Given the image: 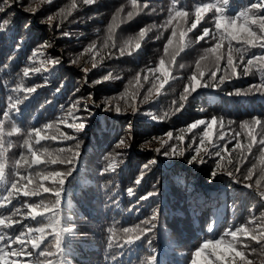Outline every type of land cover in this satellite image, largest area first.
Masks as SVG:
<instances>
[{
	"label": "trees",
	"instance_id": "1",
	"mask_svg": "<svg viewBox=\"0 0 264 264\" xmlns=\"http://www.w3.org/2000/svg\"><path fill=\"white\" fill-rule=\"evenodd\" d=\"M71 2L53 0L47 4L42 0H0V7L4 8L0 12V24L4 25L0 28V122L4 124L6 132L15 122L24 128L25 133L34 127L56 123L62 131L76 137L75 140L43 142L51 149L71 148L76 153L70 165H42L39 169L71 171L61 189L60 217L61 227L72 231L63 234L64 256L56 259H63L66 264H101L99 259L103 257L108 264L115 261H119L118 264L130 261V264H149V257L154 256L155 264H191L192 253L202 241L229 228L248 224L252 217H261L264 200L258 193L264 191V181L257 189L255 181L259 179L258 170L251 181L244 179L247 168L251 167V162H255L253 156L249 157V162L239 165V172H235L238 166L235 159L233 165L228 166V170L235 172V179L221 172L214 181L210 174L218 157L207 156V162L198 172L195 168L183 167L178 161L179 155L169 158L173 154L165 153L170 146H161L159 151L153 147L167 132H172L175 137L181 129L197 120L210 121L212 117H217L223 119L224 128L215 125L213 139L219 146L227 144L231 150L235 146V140H231L234 134L232 130H240L239 123L253 116L264 117V93L236 95L235 90H246L260 84L264 74L241 75L239 78L232 77L218 87L198 88L186 102L181 101L180 95L188 84V77L196 70V62L204 55V49L215 43L210 38L195 42V37L201 34L204 27L215 31L211 20L207 19L213 14L208 13L206 20L188 34V39L193 43L177 56L176 62L169 68L175 79L170 78L159 94L155 90L150 94L148 89L152 84L145 82L143 76L149 75L151 81L153 77L148 69L154 68L164 56L163 49L171 35V28L165 30L161 26L168 19L172 0H137L138 5L147 4L148 7L130 21L127 20V13L133 10L131 0H97L92 5H83L82 0H77V8L72 10L70 16L59 15L61 9L67 11ZM201 2L208 0H179L177 7L192 9ZM253 2L255 0H229L223 7L226 14L232 16ZM121 7L124 11L120 14L112 40H108V25ZM30 8L37 10L26 11ZM49 16L54 19L46 23ZM193 19L190 16L186 24L182 23V28L190 27ZM4 21L8 23L4 24ZM150 25L156 27L148 32L141 49L131 56H120L122 42ZM173 26H176V21H173ZM157 36L160 38L157 39ZM105 41L107 47L103 46ZM93 42L97 46L94 51L99 52L95 57L96 68H92L93 54L84 53V49ZM235 46L242 47L239 44ZM226 49L225 41L223 51ZM34 50L43 52L44 56L33 57ZM262 51L251 48L245 59ZM45 58L58 59L59 62L41 66ZM180 64L184 67L180 68ZM223 66L222 60L221 68ZM25 67H42L48 71H33L24 77L22 70ZM213 67L209 64L210 69ZM109 73L111 78L103 80ZM137 73L141 74L143 87L135 82L129 85ZM222 74L218 72L217 80L212 81L210 72L206 73L202 83L218 84ZM156 76L159 75L156 73ZM98 80L101 82L95 83ZM156 83L159 86V80ZM17 84L39 87L28 100H23L25 93L13 91ZM126 88L128 94L121 98ZM9 96L23 100L18 106L19 111L9 108ZM146 96L149 98L145 99ZM74 104L79 109L75 112V121L68 116ZM177 108L180 110L177 111ZM5 112L9 113L10 118L5 117ZM62 119L69 123H84L85 127L80 131L67 128L59 123ZM229 121L234 123L229 124ZM202 128L192 133L185 132L183 142L172 139L169 144L178 150L190 146L194 152ZM220 131L225 132V140L218 139ZM23 139V135L5 136V140H13L14 145L7 154V173L11 177L10 167L12 161L19 157V152L23 151L20 147ZM238 139L247 143L243 134ZM121 141L124 144L117 147ZM77 143L79 148H76ZM215 150L210 148V151ZM253 152L258 156L256 148H253ZM63 155L71 156L72 153L66 151ZM189 155L184 156V163H188ZM158 156L165 162L164 167ZM236 156L233 153V157ZM150 161L155 163L145 169L143 166ZM109 164H115L114 171H105ZM11 177L8 176L9 181L15 179ZM137 180L140 183L137 184ZM50 183L45 181L46 186ZM245 184L252 187H245ZM5 188L0 184V195L6 194ZM129 188L133 190L132 195L128 194ZM149 193L155 194L148 196ZM144 196L148 198L141 199ZM40 198L46 203L55 200L51 193H43ZM197 198H200V202H197ZM13 204L19 206L17 201H13ZM0 212L6 213V210L0 209ZM153 215L155 220H152ZM17 218L23 219V216ZM144 221L151 223L144 224ZM24 223L35 225L30 219ZM135 225L151 228V231L135 245L118 247L124 244L120 229ZM209 226L214 228V232H209ZM248 227L254 228L255 225L248 224ZM109 229L116 233L112 240ZM19 230V226H16V231ZM53 239L52 235H48V241ZM110 243L112 247H109ZM248 243L257 247V253L249 256L254 261L264 259L259 255V246L253 241ZM33 251L31 259H43Z\"/></svg>",
	"mask_w": 264,
	"mask_h": 264
},
{
	"label": "snow or ice",
	"instance_id": "2",
	"mask_svg": "<svg viewBox=\"0 0 264 264\" xmlns=\"http://www.w3.org/2000/svg\"><path fill=\"white\" fill-rule=\"evenodd\" d=\"M42 2L51 4L53 0H42ZM96 2L97 0H82L83 5H92ZM228 3L229 0H208V2L194 5L192 9H185L182 6L177 7L179 0H172V7L168 10V19L161 26L165 30L171 28V35L164 45V56L159 59V63L154 68L148 69V72L153 77L151 81L149 75L143 76L145 82H151L152 84V87L148 89L150 94L153 90L159 94L164 86L169 83L170 78L175 79V77L171 76L169 68L176 62L177 56L193 43L192 40L188 39V34L192 33L202 21L206 20L208 13L213 14L212 17H207V19L211 20L215 31L204 27L201 34L195 37V42L199 43L206 38H210L215 43L212 47L204 49V55L196 62V70L188 77V84L184 86L183 92L180 95L181 101L186 102L192 92H195L198 88L218 87L232 77L239 78L241 75H254L256 72L264 74V51L259 55L253 53L245 59L251 48L264 50V0H255V2L243 7L232 16H228L223 7V5H227ZM131 5L133 10L127 13V20L129 21L148 7L147 4H143V6L138 5L137 0H131ZM76 8L77 0H72L67 11L61 9L59 15L70 16L72 10ZM36 10L33 8L26 9V11L32 12ZM3 11L4 8L0 7V12ZM123 11L124 8L121 7L113 15L112 23L108 25V40H112L115 28L118 26L120 14ZM190 16L194 17L190 27L183 29L182 23L186 24ZM53 19V16H49L45 22L51 23ZM173 21H176V26H173ZM7 23V21H4V24ZM3 26V24H0V28H3ZM155 27L156 25H150L147 28L141 29L136 36H129L124 40L119 49L120 56H124L125 54L131 56L134 52L140 50L148 32ZM64 35L67 36L69 33H64ZM159 38L157 36V39ZM225 41L227 42V49L223 51ZM237 44L242 45V47H236L235 45ZM46 46L50 47L51 45ZM103 46H108L107 41H105ZM112 46L115 47V44ZM96 47V43L93 42L84 49V53L93 54L94 62L92 63V68L98 66L95 62V57L99 55V52L94 51ZM32 55L33 57L44 56V53L34 50ZM29 59L31 60L32 57ZM222 60L224 61L223 68H221ZM58 62V59L45 58L41 61V66L47 63L56 64ZM209 64L214 67L210 69ZM179 67L183 68L184 65L180 64ZM22 71L23 76L28 77L30 72H39L40 68L25 67ZM85 71H88V69H85ZM209 72V78L212 81L217 80L218 72H223L218 78V84L202 83L203 77ZM156 73H160V76H156ZM160 77H163V79L161 80ZM110 78L111 73L104 76L103 80L106 81ZM157 80L160 81L159 86H157ZM140 81L141 74L137 73L133 80L129 81V85L131 86L135 82L136 85L143 87ZM100 82L99 80L95 81V83ZM38 87H25L23 84H17L13 91L25 93L23 100H28L30 94L35 93ZM253 92L264 93V80L260 84L250 86L246 90H235L236 95H247ZM127 94L126 88L125 92L121 94V98H124ZM148 98L147 96L145 97V99ZM23 100L9 96V101H11L9 108L19 111L18 106L23 103ZM182 107L183 104L180 105V108ZM180 108H177V111ZM78 110L74 104L68 111V116L72 117L73 121L77 119L75 112ZM116 110L119 111V107ZM4 115L5 117H9L8 112H5ZM153 118L156 119V117ZM59 123L76 131H80L85 127L84 123H69L66 119H62ZM232 123L234 122L229 121V124ZM215 125H219L223 129V119L212 117L210 121L197 120L189 124L185 129H181L180 134L175 137L172 132H167L165 134L167 139L160 138L161 146L167 145L172 139L183 142L185 132L192 133L203 126L199 133V143L194 149L195 154L188 162L190 164L193 162L204 163L202 153L209 157H218L219 159L215 161L211 175L215 177L221 172H226L228 176L235 179V172L241 170L239 165L249 162V157L253 156L255 157V162H251V167L247 168L244 179L251 181L258 170L259 179L255 181V184L257 189H259L262 181H264V117L253 116L249 120L241 121L239 123L240 130H232L234 134L231 140H235V146L231 150L228 149L227 144L219 146L214 141L213 127ZM242 134L247 140L246 144L241 139H238ZM6 135L9 137L23 135L25 137L23 143L20 145L24 151L20 152L19 157L13 161L12 166L15 169L13 175L17 179L12 181H9L7 173V154L14 145L11 141L5 140ZM75 139L76 137L62 131L56 123L46 124L43 127H34L25 133L15 122L12 123L10 129L6 132L4 124L0 122V184L6 186V194L0 195V209L6 210V213L0 212V264H66V261L63 259L57 260L56 258L64 256V248L62 246L64 240L63 234L72 231L67 227H61L62 220L60 217L61 189L65 178L71 174V171H49L46 169L41 171L39 169L42 165H70L76 155L71 148L51 149L46 147L43 142ZM218 139H226L224 131L219 132ZM193 143H195L194 138ZM123 144L124 141H121L117 147H121ZM76 148H79V143L76 144ZM210 148L216 150L210 151ZM253 148L257 149L258 156L253 152ZM66 151L72 153V155L64 156L63 153ZM168 152H171L173 155L184 154L182 150L178 151L175 146L170 147L165 154H168ZM233 153L237 154L235 158L233 157ZM234 159L238 165L235 168V172L228 170V166L233 165ZM151 163H155V161H150L149 164H145L143 167L147 169ZM21 169H24L25 172L22 173ZM109 169L114 171L115 164H109L108 169H105V171ZM45 181H50L51 183L46 186ZM136 183H140V180H137ZM245 187L251 188L252 185L245 184ZM43 193H51L55 196V200L46 203L43 198H40ZM128 194H133L131 188L128 189ZM154 194L149 193L148 196ZM258 194L264 200V191H259ZM148 196L141 197V199H147ZM34 198L40 199L36 200ZM13 201H17L19 206L14 205ZM9 205H12V207L9 208ZM49 213L51 215H48ZM18 216H23V219L17 218ZM155 218V215H153L152 220H155ZM29 219L34 221L35 225L24 223V221ZM142 223L150 224L151 221H144ZM248 224H254L255 227L249 228ZM248 224L229 228L220 234L202 241L192 253L191 264H256V261L249 259V255L256 254L257 247L252 246L248 241L255 242V245L259 246V255L264 257V213L261 214L260 218L252 217ZM16 226H19L20 230L18 232L16 231ZM109 231L112 233L110 236V240H112L116 233L112 229H109ZM120 231L123 233L121 239L124 244L117 246L123 247L124 245H135L137 242L142 241V238L146 237L151 228L135 225L122 228ZM14 232L15 234H13ZM209 232H214V228L210 227ZM48 235L54 237L53 241L47 240ZM14 245L18 247H13ZM109 247H112L111 243ZM53 249L55 250L53 251ZM33 250H35L37 257H43V259H31L34 255ZM21 257L27 259H20ZM149 264H155L154 256L149 257ZM260 264H264V259L260 260Z\"/></svg>",
	"mask_w": 264,
	"mask_h": 264
},
{
	"label": "rangeland",
	"instance_id": "3",
	"mask_svg": "<svg viewBox=\"0 0 264 264\" xmlns=\"http://www.w3.org/2000/svg\"><path fill=\"white\" fill-rule=\"evenodd\" d=\"M38 68H40V70H43V71H45V72H47L48 71V69H41L42 67H38ZM159 76H160V73H157ZM161 80L163 79V77L162 78H160ZM160 82V81H159ZM91 104L92 105H94V102H93V99H91ZM151 104V103H150ZM148 105H149V103H148ZM96 109L97 110H99V107L98 106H96ZM22 128V127H21ZM22 129H24V128H22ZM26 130V129H25ZM26 131H28V130H26ZM164 139H167V137L166 136H164L163 137ZM19 140H20V138H19ZM24 140V139H23ZM11 142H13V140H11ZM165 147H167V146H170V147H172L173 145L172 144H169V142H168V144L167 145H164ZM159 147H161V143H160V140L154 145V150H156L157 151V149H159ZM183 151V155H171L170 156V154H169V158H172V157H175V156H177V157H179L178 158V161H179V163L181 162V165L183 166V167H185V168H195L198 172H200L201 170H202V166L204 165V163H199V162H193V163H184L183 162V158H184V156H187V154L189 153V154H191V155H189V156H193L195 153L191 150V147L189 146L188 148H186V147H183V149L181 148L180 150H178V151ZM210 150V149H209ZM23 151H24V149H23ZM19 154H20V152H19ZM18 154V155H19ZM202 156H203V158H204V161H206L207 162V160H205V158L207 157V155H204L203 153L201 154ZM158 158L160 159V163H161V165L164 167L165 166V162L163 161V159L161 158V156H158ZM189 159H190V157H189ZM15 160V159H14ZM13 160V161H14ZM13 161H12V165H13ZM11 165V167H10V172H11V174L13 175V173H14V171H15V169L13 168V166ZM22 173H24L25 172V170L24 169H21L20 170ZM9 177H11L10 175H8ZM210 176H211V178H212V180H216V176L215 177H213L211 174H210ZM11 178H15V179H17V177L15 176V175H13V177H11ZM15 179H13V180H15ZM197 200V202L199 201L200 202V198H197L196 199ZM1 211H2V209H1ZM209 228H210V226H209ZM20 259H27V258H25V257H21ZM249 259H252L250 256H249ZM253 260V259H252ZM260 260L261 259H257V260H255L256 261V264H260ZM99 261L101 262V264H108V263H106V261H105V258H103V257H100V259H99ZM131 262V261H130ZM130 262H127V263H123V264H130ZM119 263V261H115V263H113V264H118ZM112 264V263H111Z\"/></svg>",
	"mask_w": 264,
	"mask_h": 264
}]
</instances>
